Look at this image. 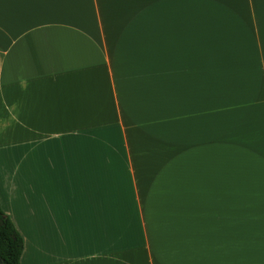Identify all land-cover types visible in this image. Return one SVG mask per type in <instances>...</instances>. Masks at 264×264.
Instances as JSON below:
<instances>
[{
  "label": "crops",
  "instance_id": "0c3cea01",
  "mask_svg": "<svg viewBox=\"0 0 264 264\" xmlns=\"http://www.w3.org/2000/svg\"><path fill=\"white\" fill-rule=\"evenodd\" d=\"M243 8L264 0H0L21 264H264V18L196 24Z\"/></svg>",
  "mask_w": 264,
  "mask_h": 264
},
{
  "label": "trees",
  "instance_id": "16d2710c",
  "mask_svg": "<svg viewBox=\"0 0 264 264\" xmlns=\"http://www.w3.org/2000/svg\"><path fill=\"white\" fill-rule=\"evenodd\" d=\"M24 240L0 206V264H21Z\"/></svg>",
  "mask_w": 264,
  "mask_h": 264
},
{
  "label": "rangeland",
  "instance_id": "374dc122",
  "mask_svg": "<svg viewBox=\"0 0 264 264\" xmlns=\"http://www.w3.org/2000/svg\"><path fill=\"white\" fill-rule=\"evenodd\" d=\"M253 8H243L242 10H238L237 15L238 18H196L197 29H199V25L203 22H207L211 25L212 34L216 32H220L221 28L220 24L227 25L228 23L237 24L239 31H248L251 30V19L255 16H259V18H264V8H254L255 15L253 14ZM257 14V15H256ZM218 35V34H216ZM213 44H218V39L213 40ZM42 234L47 237V231ZM39 249V248H38Z\"/></svg>",
  "mask_w": 264,
  "mask_h": 264
}]
</instances>
